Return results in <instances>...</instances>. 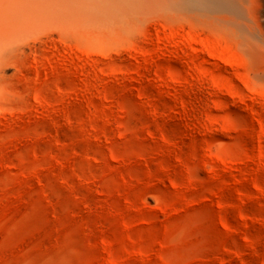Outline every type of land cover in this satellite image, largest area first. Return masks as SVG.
Here are the masks:
<instances>
[{
  "label": "rangeland",
  "instance_id": "rangeland-1",
  "mask_svg": "<svg viewBox=\"0 0 264 264\" xmlns=\"http://www.w3.org/2000/svg\"><path fill=\"white\" fill-rule=\"evenodd\" d=\"M260 2L254 34L157 17L0 85V264H264Z\"/></svg>",
  "mask_w": 264,
  "mask_h": 264
},
{
  "label": "bare ground",
  "instance_id": "bare-ground-1",
  "mask_svg": "<svg viewBox=\"0 0 264 264\" xmlns=\"http://www.w3.org/2000/svg\"><path fill=\"white\" fill-rule=\"evenodd\" d=\"M260 1L0 0V85L12 88L17 80L23 79L25 86L32 88L33 84L27 82L26 68L34 55L51 47L50 43H71L82 50L99 40L115 46L116 36L130 34L140 24L157 17L165 24L192 19L223 33L254 34L263 26L256 20ZM165 36L166 42L181 46L177 30L169 28ZM244 41L242 51L253 55L254 47L245 38ZM33 71L38 75L37 64ZM22 98L15 94L5 98V109L12 110L14 104L22 102L26 109V100ZM77 99L81 100L78 94ZM94 131L99 129L96 127Z\"/></svg>",
  "mask_w": 264,
  "mask_h": 264
}]
</instances>
